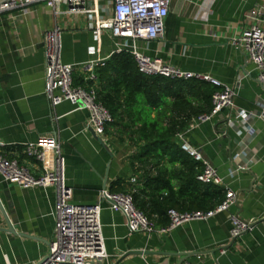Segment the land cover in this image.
Wrapping results in <instances>:
<instances>
[{"label":"crops","instance_id":"obj_1","mask_svg":"<svg viewBox=\"0 0 264 264\" xmlns=\"http://www.w3.org/2000/svg\"><path fill=\"white\" fill-rule=\"evenodd\" d=\"M261 1L171 0L164 39L136 42L138 51L148 57L236 88L234 109H224L212 121L196 126L194 120L184 132L185 140L222 178L221 189L227 187L236 195L235 205L208 220L152 235L130 234L123 214L101 200L103 190L115 193L116 182L135 184L127 162L132 150L107 135L102 138L107 146L102 145L87 128V111L68 102L53 107L45 95L42 41L46 31L61 28L62 61L75 67L73 79L78 85L87 76L86 63L108 62L119 50L129 49L128 45L105 31L96 36L84 16L57 15L44 3L34 5L26 16L0 13V142L6 145L1 153L17 158L40 177L44 165L28 159L24 147L45 136L58 139L72 202L81 206L100 203L103 208L108 258L96 264H264V122L238 119V126L230 125L237 113H257L264 106V88L257 81L255 67L232 44L242 32L246 14ZM65 9L61 6L57 11ZM250 123L254 136L247 133ZM196 165L198 176L203 166ZM160 168L166 169L162 179L176 192L170 204L185 211L187 195L178 193L182 177L193 175L192 168L163 163ZM144 187L140 181L139 189ZM145 190L150 193L148 187ZM55 205L54 188L22 189L0 177V264H36L48 254L56 226ZM232 216L255 221L253 229L236 241L230 236Z\"/></svg>","mask_w":264,"mask_h":264},{"label":"built area","instance_id":"obj_2","mask_svg":"<svg viewBox=\"0 0 264 264\" xmlns=\"http://www.w3.org/2000/svg\"><path fill=\"white\" fill-rule=\"evenodd\" d=\"M40 3H44L57 15L84 16L96 36L105 31L119 42L128 45L129 49L125 47L119 52L130 53L136 61L139 72L144 76L206 81L219 87L221 91L213 96V110L198 117L194 126L212 121L224 109H234L236 88L223 87L208 76L183 72L160 59L142 54L136 48L137 41L150 42L164 39L165 21L169 15L171 0H103L102 2L100 0H0V13L18 12L26 16L31 13L34 5ZM61 6L66 9L57 11ZM129 42L132 46L128 44ZM232 44L244 53L255 67L257 81L264 88V0L246 14L242 32ZM42 46L45 56L47 99L53 107L68 102L77 110L87 111L89 113L87 128L104 139L106 126L112 122V118L98 100L96 72L104 68L107 61L92 60L86 63L87 76L83 85L76 86L73 79L75 67L62 61L61 28L55 27L46 31ZM238 119L244 122L260 119L264 122V106L257 113H237L236 120L231 121L230 125L238 126ZM237 132L241 134L240 131ZM247 133L254 136L251 123ZM177 138L182 151L203 166L202 172L196 177L197 181L205 185L222 187L224 183L216 169L205 161L198 149L185 140V133L179 134ZM5 146L0 142V177L4 182L22 189L52 187L56 192V226L53 241L48 254L36 264H96L107 259L101 224L102 205L99 203L93 206H81L72 202L73 192L66 184L65 160L58 139L55 136H45L24 147L23 151L28 159L44 165V174L40 177L31 174L17 158L9 159L4 152L1 153V149ZM245 166H239L238 170L244 169ZM131 181L135 183L136 178ZM224 189L225 199L214 210L188 213L170 210L169 224L163 228L157 227L135 207L132 194H112L108 190H103L101 200L107 201L113 211L123 214L130 234H166L184 223L205 221L219 213L228 212L236 203V195L227 187ZM230 221V236L233 241L250 232L255 224V221H242L238 216L230 217Z\"/></svg>","mask_w":264,"mask_h":264},{"label":"trees","instance_id":"obj_3","mask_svg":"<svg viewBox=\"0 0 264 264\" xmlns=\"http://www.w3.org/2000/svg\"><path fill=\"white\" fill-rule=\"evenodd\" d=\"M96 74L98 100L112 118L105 135L127 145L133 152L127 162L136 182L129 181L130 186L123 181L116 182L115 193L132 194L135 207L157 227L158 223L169 224L170 210L208 212L220 205L225 191L197 181L195 168L198 165L182 151L177 136L198 117L211 113L213 96L221 89L206 81L144 76L128 52L114 54ZM162 163L192 168L193 175L182 177L178 193L180 197L187 195L185 211H179L169 202L176 192L162 179L166 171L160 168ZM140 181L145 184L143 189H139ZM156 185L161 188L155 189ZM147 187L150 193L146 192Z\"/></svg>","mask_w":264,"mask_h":264},{"label":"water","instance_id":"obj_4","mask_svg":"<svg viewBox=\"0 0 264 264\" xmlns=\"http://www.w3.org/2000/svg\"><path fill=\"white\" fill-rule=\"evenodd\" d=\"M92 133L95 135V137L98 139V141H100L102 143V145L107 146L102 138L98 137L93 131H92Z\"/></svg>","mask_w":264,"mask_h":264}]
</instances>
